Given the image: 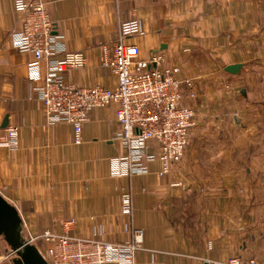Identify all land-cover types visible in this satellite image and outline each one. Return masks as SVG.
<instances>
[{
  "label": "crops",
  "instance_id": "crops-1",
  "mask_svg": "<svg viewBox=\"0 0 264 264\" xmlns=\"http://www.w3.org/2000/svg\"><path fill=\"white\" fill-rule=\"evenodd\" d=\"M39 1L64 50L86 56L64 74L79 86L116 84L105 46L134 7L142 32L129 41L139 58L162 50L179 66L195 126L167 172L158 174L161 162L151 159L146 172L117 174L127 147L115 138V106L91 108L80 141L70 123L51 122L33 88L34 54L13 44L21 20L15 0H0V193L17 208L23 237L61 232L73 218L72 234L115 243L142 229L132 264H205L233 254L264 264V0ZM47 67L40 60L41 74ZM8 125L19 127L15 148L2 141ZM230 156L241 161L233 165ZM7 245L0 235V264H14Z\"/></svg>",
  "mask_w": 264,
  "mask_h": 264
},
{
  "label": "built area",
  "instance_id": "built-area-1",
  "mask_svg": "<svg viewBox=\"0 0 264 264\" xmlns=\"http://www.w3.org/2000/svg\"><path fill=\"white\" fill-rule=\"evenodd\" d=\"M15 10L21 15L20 26L12 32L13 44L19 50L34 54L36 70L31 79L51 122L71 124L75 141H80L88 112L94 107L115 106L119 124L115 138L122 140L127 153L116 159V173L130 175L146 172V161L161 162L158 174L167 172L171 162L183 156L189 131L195 126L194 111L182 104V92L188 79L180 77V68L169 62L166 52L155 50L146 59L138 57L139 47L129 39L142 32L140 19L134 7L120 22L117 39L105 46L103 62L116 76L115 85H75L64 78L65 72L84 66L86 56L81 51H66L62 34L55 31L49 10L39 0H15ZM48 60L47 71L41 74L38 63ZM191 96L193 92L189 93ZM154 140L155 144L149 142ZM2 141L10 148L19 143V127L8 125ZM124 211H131V195L122 196ZM73 218L63 223L62 231L45 229L29 241L44 242L38 247L49 264H132L144 232L134 230L133 239L115 243L102 239L84 238L71 233ZM9 255L11 252L8 253ZM238 254L224 259H208L205 264H254ZM150 264H162L151 261Z\"/></svg>",
  "mask_w": 264,
  "mask_h": 264
},
{
  "label": "water",
  "instance_id": "water-1",
  "mask_svg": "<svg viewBox=\"0 0 264 264\" xmlns=\"http://www.w3.org/2000/svg\"><path fill=\"white\" fill-rule=\"evenodd\" d=\"M7 117L2 126L7 125ZM0 235L10 248L14 264H49L35 243L22 234V219L17 208L0 193Z\"/></svg>",
  "mask_w": 264,
  "mask_h": 264
},
{
  "label": "rangeland",
  "instance_id": "rangeland-1",
  "mask_svg": "<svg viewBox=\"0 0 264 264\" xmlns=\"http://www.w3.org/2000/svg\"><path fill=\"white\" fill-rule=\"evenodd\" d=\"M212 152H214V150H212ZM233 154V153H232ZM233 155H235V154H233ZM177 161H179V160H177ZM224 160H222V159H215V160H213V162H215L216 164H220V163H222ZM226 161H228L229 163H232L233 165L234 164H236V162H240L241 160L240 159H236L235 158V156H233V157H229L228 158V160H226ZM245 161V160H244ZM31 242V241H30ZM34 243V242H33ZM8 246V245H7ZM8 250H9V252H10V248H9V246H8ZM8 256H11V257H13L14 256V254H8ZM9 260L11 259L10 257L8 258ZM247 261H250V259L249 260H247Z\"/></svg>",
  "mask_w": 264,
  "mask_h": 264
},
{
  "label": "bare ground",
  "instance_id": "bare-ground-1",
  "mask_svg": "<svg viewBox=\"0 0 264 264\" xmlns=\"http://www.w3.org/2000/svg\"><path fill=\"white\" fill-rule=\"evenodd\" d=\"M47 260V259H46Z\"/></svg>",
  "mask_w": 264,
  "mask_h": 264
}]
</instances>
